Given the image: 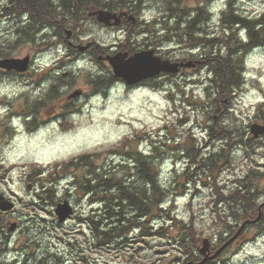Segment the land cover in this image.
<instances>
[{
    "label": "rangeland",
    "instance_id": "obj_1",
    "mask_svg": "<svg viewBox=\"0 0 264 264\" xmlns=\"http://www.w3.org/2000/svg\"><path fill=\"white\" fill-rule=\"evenodd\" d=\"M7 1H0V49L7 48L10 54L6 57L23 58L27 54L29 59L26 68L19 72L4 73L0 69V134L4 129L9 131L8 141L4 143L6 137H3V144L0 142V197L3 196L0 201L14 203L11 209L0 210V257L3 261L8 263L17 256L19 259L42 260L46 264H195L203 255L198 251L195 256L187 255L179 237L183 225L191 226L195 231L194 238L199 248L204 245L203 239H207L208 255L230 239L235 233L231 236L221 234L222 239H219L226 221L222 212L227 205L214 201L216 191L221 190L224 195L234 184L233 181L244 177L249 160L243 150L234 148L237 150L232 153L228 149L232 154L221 163L216 181L212 183L213 175L197 173L184 150H181L183 143L192 140L188 136L189 131L194 134L197 152L204 156L221 152L225 142L207 136L203 120L208 118L202 110L184 104L188 98L207 99L205 80L209 73L206 65L197 64L202 58L201 47L191 44L194 41H188L183 33L188 18L181 20L179 29L172 21L166 23L171 13L179 10L188 13L197 9V4L204 6L206 0H142L140 3L143 15L140 17L145 20L144 24L157 28L150 46L156 48L163 41L165 43L160 50L163 58L191 61V65L170 76L154 78L151 82L153 86L133 89L117 86L108 92L92 91L74 103L68 101L77 96L68 95L75 90L81 92L86 85L93 84L87 68L91 69L93 63L98 62L96 58L90 62L84 50L90 45L87 42L102 43L106 52L115 51V46L124 41L125 32L108 26L104 28L95 16L87 15L82 22L68 27L72 34L66 37L64 33L61 43H54L52 37V42L42 47L20 41L10 48L13 42L9 43L8 38L26 23L27 15L23 8L11 7L9 14L3 12ZM227 1L207 0L215 12L214 21L204 26L210 36L219 33L220 11ZM231 3L243 15L254 16L264 11V0H231ZM135 9L138 11L139 7ZM129 19L132 20L133 16ZM164 24L169 27L163 28ZM240 33L244 35V31ZM172 35L174 37L168 40ZM37 40H41V36ZM78 45L86 46L80 49ZM51 65H69L65 69L74 71L75 75L55 79L53 75L57 74L48 69ZM240 67L244 71L240 74L243 83L228 103L225 102L229 112L225 123L231 122L232 117L233 123L247 130L255 121L264 123L258 110V104L264 101V45L252 48L243 57ZM27 70L29 73H25ZM66 84L69 86L66 87ZM40 94L41 98L37 99ZM31 109L36 113L30 118L35 125L28 126L25 115ZM11 116L14 117L12 120ZM176 116L185 117L183 125L174 124ZM166 122L173 124L170 125L175 132L173 142L165 139L163 125ZM155 131L159 135L150 138L149 133L153 135ZM135 134L139 137L137 142L140 141L138 145L143 153L150 149V140L170 146L157 162L162 186L173 189L163 203L165 211L156 213L154 223L149 224L150 233L163 226L164 234L141 235L139 230L134 229L122 237L106 241L83 220L93 209L101 210L103 203L91 205L86 194L72 186L68 188L67 183L72 182V176L66 175L71 170L62 168L61 164L80 155L91 154V161L104 172L117 170L118 176L126 174L121 167L113 168L123 153L111 149ZM243 134L247 136L245 132ZM259 135L256 139L264 142V135ZM250 153L254 164L252 185L259 192V203H264V153L257 146L251 148ZM74 169L72 172L80 176L82 166ZM184 170L190 171L189 177L184 178L182 187L175 188V174ZM51 178L58 180L54 184V197L48 199L47 194L42 193V185H48L47 179ZM181 178L177 177L178 180ZM63 199H69L74 205V213L59 222L54 209ZM128 214L130 212L125 215ZM116 218L118 216L112 219ZM100 226L104 229L102 222ZM205 264H264V221L245 222L232 242Z\"/></svg>",
    "mask_w": 264,
    "mask_h": 264
},
{
    "label": "trees",
    "instance_id": "obj_2",
    "mask_svg": "<svg viewBox=\"0 0 264 264\" xmlns=\"http://www.w3.org/2000/svg\"><path fill=\"white\" fill-rule=\"evenodd\" d=\"M141 1L142 0H8L4 3L2 9L3 12L9 14L11 12V7L23 8L24 14L27 15L26 23L20 26V29L18 31L16 30V33L12 37L8 38L9 43L13 42L10 48H14L15 44L20 41L27 44L35 43L38 47L39 45L42 47L46 43L52 42L50 40L52 37L54 38V43H61V38L63 34L66 33L68 27L82 22L83 18L95 8L119 9L128 8L129 6L140 7ZM206 4L207 0L204 6L197 4V15L196 17L188 18L183 33L186 35L188 41H194L191 44H197V46L201 47L202 53L200 57L202 58L198 59L199 61H197V64L206 65L209 71L208 78L205 80L207 81L205 86L207 99L201 100L197 98L195 100L188 98L184 104L185 106L192 105L194 108L202 110L204 116L208 118L203 120L207 136L223 140L225 146H222L221 152L204 156L201 152H197L198 149L197 146H195L196 140L193 139L194 134L189 131L188 136L191 137L192 140H188L187 144L183 143V145H181V150H184V154L188 157L194 169L197 170V173L203 172L208 176L213 175V179L210 180L212 183L215 180L221 163L226 162L228 155L232 154L234 150H243L245 158L249 160L247 163L248 170L246 175L233 181L234 184L227 189L225 194L223 193L224 195L220 193L221 190L220 192L215 190L217 197L214 201L225 202L227 205L225 209L229 212L228 213L226 210L222 212L226 217L222 231L219 233V239H222L223 234L231 236L235 233L243 222L245 223L255 219L256 220L253 222H257L258 220L264 221V203H259V192H257L252 185V179H254L252 174L254 164L251 162L253 156L250 153L251 148L256 146L262 148V152L264 153V142H260L256 137H253L249 132V128L247 130L243 129V127L239 128L233 123L232 117H230L231 122L225 123L229 113L225 102L228 103L233 93H235L243 83V79H241L240 76L241 73L243 74L242 67H240L243 57L252 48L264 45V11L254 16L243 15L237 11L234 7L235 5H232L231 0H228L225 3L224 9L220 11L218 23L221 28L219 33H214L210 36L204 27L206 24L212 22V17L210 13L207 12ZM172 8H174V6ZM166 14L168 13L166 12ZM169 16H171L170 18L172 19L166 18V23H168V21H172V24L176 23V29L178 24L182 26L179 18L171 14ZM168 27L169 25L164 24L163 28L167 29ZM240 31H244V35H242ZM135 33L136 31L134 32L131 28H128L125 41L120 44V47H124L127 41L128 44L131 45L130 39ZM38 36H41V40H37ZM172 37H174V35L168 40H171ZM179 37H181V34ZM11 38H15V40ZM35 41L44 42L36 43ZM9 54L5 46L3 49H0L1 58ZM2 71L5 73L4 70ZM107 81L108 78L103 79L97 83V85H94V89L106 86L108 84ZM151 86H153V84H151ZM168 94L170 95L171 93ZM225 99L226 101H224ZM258 110L262 114L260 120H264V101L258 104ZM39 112L40 110L37 111V114H39ZM33 113L36 114L35 110L31 109L26 115L28 117V126L30 124L35 125L34 121L30 119ZM185 120V117L176 116L174 124L183 125ZM208 120L211 121V123L208 124ZM168 123L169 122H166L163 125V128L166 130L165 136H167L165 139L169 140V142H173L172 138L175 137L174 127L170 126L173 125L172 123ZM243 132H245L247 136H245ZM156 135H159V132L157 133V131H155L153 135L149 133L148 136L151 138ZM148 136L147 138H149ZM244 136L246 137L245 139ZM138 138L136 134L131 138H125L111 149L112 151L117 150L123 153L122 158L118 160L113 168L116 169L121 167L126 171V174L118 176L117 170H107L104 172L103 168H100L91 161V154H83L61 164L62 168H70L71 170L69 174L66 175L72 176V182L67 183L68 188L72 186L74 189L86 194L91 205L103 203L104 207L101 210L93 209L91 214L83 218V220L88 226L93 228L94 231L99 233L100 236L105 237L106 241L122 237L128 234L130 230L134 229L139 230L141 235L158 234L161 236L164 234V231H162L163 226L158 227L154 233H150V226L154 223L156 213L159 214L165 211L163 209V203L170 190L173 189H168L164 185L162 186L159 180V164L157 162L160 156L165 154L170 146L165 142L159 145L156 141L150 140V149L146 153H143V149H140L138 145L140 142H137L139 140ZM132 142L134 143L132 144ZM256 142H260L261 144H256ZM228 149L232 151V153L228 152ZM79 165L83 168L80 176L72 172L75 170L74 168L78 169ZM189 174V170H184L175 174V188L182 187L184 178H187V176L189 177ZM177 177L183 178L178 180ZM57 180L56 178H51L47 179V182H49L48 185L43 183L42 187H44V189L42 193H46L47 198L54 197V184ZM259 207L261 208L260 210ZM126 212H130V214L125 215L127 214ZM220 214H218V216ZM115 216H118V218L113 220L112 218ZM100 222L103 223L104 229H101V226L99 227ZM237 226L239 227L236 230ZM194 234L195 231L193 232L191 226L188 225H183L181 233L179 234L180 244L186 248L187 255L191 256H195L196 254L194 253H196V251L201 254L199 251L200 248L198 244H196L197 240L195 241ZM224 239L225 238H223V240ZM226 246L227 245H225V247ZM216 256L217 254L212 259H215ZM205 262L203 264H205ZM0 264L46 263L42 260H31V258L19 259L17 256H14L8 263L4 262L2 257H0Z\"/></svg>",
    "mask_w": 264,
    "mask_h": 264
},
{
    "label": "flooded vegetation",
    "instance_id": "obj_3",
    "mask_svg": "<svg viewBox=\"0 0 264 264\" xmlns=\"http://www.w3.org/2000/svg\"><path fill=\"white\" fill-rule=\"evenodd\" d=\"M94 10H98V11H102L104 12V14H115V17L110 16L109 19L107 20V22H103L101 20H97V15L98 13H93V14H89L90 16H95V19L97 21H100L102 24V27H106L108 26L109 28H114L117 31H121V32H125V37H126V33L128 31V28H131L134 32L136 31V33L134 34V36L130 39L131 45L128 44V41L126 42L127 44L124 45V47H120L121 45L119 44L118 46H115V51H104V49L102 48L103 45H101L102 43L96 44V43H91V42H87L90 43L89 46H86V48L84 49L85 52H87V56L90 59V62L93 61L94 58L97 59L98 62L95 61V63H93V67L90 69V67H88V76L92 78L93 80V84H88L86 85L87 87H85L79 96L73 98V100L68 101L70 103H74L77 102L81 99V97H84L85 95H89L92 91L94 92H98L100 90H103L104 92L107 91L113 87H122L124 89H133L136 87H142V86H151V82L153 81L154 78L159 77L160 75H167L164 73H159V75L157 74V76L155 77H146V78H142L136 82H126L122 77H118L116 75H114L113 71H112V67L111 64L109 62V60L107 59V57L109 55H115L120 53L122 56V54H125L123 58H127L128 56H131L135 53L141 52V51H146V50H152L153 49V54L158 55L160 58H163L161 51L163 49V45L165 42L161 41L159 42V44L156 45V48H152L150 46V44L152 43L153 40V35H154V29L157 30V28H155L153 25L150 28L149 23L148 24H144L145 20L142 19L140 16L142 15V11L141 8L138 9V11L135 9L134 6H129L128 8H119V9H109V8H95ZM133 11V12H132ZM181 11V12H180ZM101 12V13H102ZM127 14V15H125ZM172 16L179 18V20L181 21L184 17L185 18H191V17H196L197 15V9L194 8L192 11L185 13L184 10H179L176 15L175 13H171ZM129 16H133V19H129ZM171 16L168 17V19H172L170 18ZM164 18H167L164 16ZM117 19V23H115V20ZM155 23H158V21H155ZM159 24V23H158ZM72 34V32L68 31L66 33V37H69V35ZM125 41V39H124ZM122 41V42H124ZM70 42V41H69ZM86 43V44H87ZM72 46H74L72 44ZM72 46H70V48H72ZM82 47H80L78 45V48H83L84 46L81 45ZM69 49V47H68ZM111 50V49H109ZM164 59V58H163ZM176 61H182V59H178ZM76 62V61H75ZM99 65V66H97ZM69 65H51L48 69L52 70V73L57 74V75H53V78L58 79L60 77L62 78H67L69 75L73 76L75 75L74 71H70L68 68L65 69V67H68ZM65 69V70H64ZM58 70H60V72L58 73ZM180 70V68H179ZM25 73H29V70L25 71ZM107 85L104 87H100L98 89H94V85H97V83H99L100 81H102L103 79H107ZM100 80V81H98ZM40 84V83H39ZM63 86V85H61ZM69 85L66 84V87H68ZM40 86H38L39 88ZM64 87V86H63ZM62 88V87H60ZM89 88V89H88ZM61 91V89L59 90ZM41 94L38 95L37 99L41 98ZM66 97V96H65ZM65 100V99H64ZM63 100V101H64ZM226 101V99L224 100ZM3 128V127H2ZM4 129V128H3ZM1 130V129H0ZM3 134H0V142L3 144V137H6V140L4 141L7 142L8 141V129H4V131H1ZM1 154V152H0ZM74 207V205H72ZM74 210V208H73ZM74 212V211H73ZM4 247V246H3Z\"/></svg>",
    "mask_w": 264,
    "mask_h": 264
},
{
    "label": "water",
    "instance_id": "obj_4",
    "mask_svg": "<svg viewBox=\"0 0 264 264\" xmlns=\"http://www.w3.org/2000/svg\"><path fill=\"white\" fill-rule=\"evenodd\" d=\"M98 11L97 19L107 22L110 16L115 17V14H104V12ZM117 23V19L115 20ZM115 54L112 56H108L114 75L118 77H122L126 82H136L142 78L152 77L162 72H170L174 73L178 70L179 66H187L191 65V63H183V62H171L168 59H162L158 55L153 54L152 50L141 51L135 53L127 58H123L125 54ZM29 59V55H25L23 58H5L2 59L0 65L7 69H16V70H24L26 68L27 62ZM80 93L79 90H75L68 96H77ZM249 130L253 137H257L259 134H264V123L253 122L249 126ZM3 196L1 195L0 199ZM14 203L8 200L0 201V209L1 210H9L13 207ZM54 212L59 222H63L67 217H69L72 213V206L68 200H63L58 202ZM256 220V219H255ZM255 220H250L248 222H253ZM244 224V223H243ZM243 224L240 228L235 232V234L224 242L213 254L208 255V242L207 239H203V247L199 249L200 253L203 254V258L196 262L195 264H203L206 260L213 258L225 245L231 242L236 235L241 230ZM207 251V252H206Z\"/></svg>",
    "mask_w": 264,
    "mask_h": 264
}]
</instances>
